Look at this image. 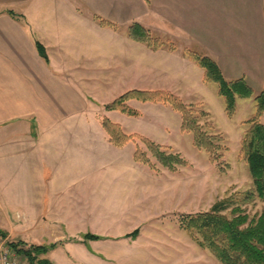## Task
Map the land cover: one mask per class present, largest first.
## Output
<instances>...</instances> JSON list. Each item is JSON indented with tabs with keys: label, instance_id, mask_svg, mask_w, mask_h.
<instances>
[{
	"label": "crops",
	"instance_id": "1",
	"mask_svg": "<svg viewBox=\"0 0 264 264\" xmlns=\"http://www.w3.org/2000/svg\"><path fill=\"white\" fill-rule=\"evenodd\" d=\"M101 1L106 6H100ZM212 1H216L214 15L210 11ZM139 4L148 10L147 14L155 9L161 14L170 10V26L176 25L177 34L187 42L197 28V34H202L197 45L218 63L227 80L244 77L256 94L262 91L264 0H139ZM115 5V0H0V161L2 156H9L16 168L19 163L26 169V218L31 224L59 231L82 223V216H93L100 200H110V206L114 200L123 201L124 209L119 206L110 211L115 217H128L130 221L126 220L123 229H140L130 248L137 247L139 257L141 250L162 249L161 258L172 255L180 244H192L181 236L179 240L178 235L171 233L172 228L163 240L148 236L149 241L139 239L141 229L150 220L156 221L158 215L128 214L135 206L131 202L143 203L146 198L144 181L137 176L147 174L154 179L157 173L136 161L135 150L128 149L131 140L122 146L112 141L100 117L106 115L123 125L125 113L108 111L106 104L115 97L101 100L89 87L94 90L92 85L100 83L99 73L125 75L139 68L145 74L149 55L156 60L152 70L155 76L167 77L169 71L176 95L187 103H203L214 115L209 100L215 93L219 95L218 84L214 90L215 82L204 81V69L187 54L191 44L181 43L178 35H172L174 49L152 50L147 44L116 32L115 25L122 23L114 21V12H109V6L113 10ZM209 15L213 17L211 21ZM133 23L134 19L127 24ZM116 39L121 40L124 57L127 54L123 62L115 60ZM37 42L45 47L48 61L40 55ZM136 45L142 49L139 55L144 54L143 59L131 57L130 49ZM124 75H119V80L112 75L111 83H121V88H126ZM101 83L109 85L105 79ZM242 101L255 106L254 98L238 99L236 115ZM99 184L102 185L97 188ZM117 191L122 194L117 195ZM150 194L153 202L158 195L154 190ZM18 225L0 209V230L8 232L6 238L10 242L21 239L20 234L14 233L16 228L19 230ZM66 240L65 246L92 257L82 249L90 239ZM26 243L43 244L28 240ZM53 251L46 256L49 258ZM95 253L100 259L101 254Z\"/></svg>",
	"mask_w": 264,
	"mask_h": 264
},
{
	"label": "rangeland",
	"instance_id": "2",
	"mask_svg": "<svg viewBox=\"0 0 264 264\" xmlns=\"http://www.w3.org/2000/svg\"><path fill=\"white\" fill-rule=\"evenodd\" d=\"M115 2L116 5L113 7V10L109 6V12H114V21L122 23L119 26L118 24L115 25L116 32L129 35V28L134 23H127L133 19L135 23L148 22L150 23L148 26L141 25L149 32L152 38L163 42V48L171 50L170 47L176 46L175 41L172 40V35H178L177 28L175 22V26H172V24L170 26L172 22L170 10L161 14L155 9L156 12L151 10L150 13L152 15H150V13L147 14L148 10H144L140 6L139 0H115ZM214 2L216 1H212L210 10L212 15L215 13V9L213 8ZM99 5L106 6V3L101 1ZM212 15H209L210 21L213 19ZM206 22L208 23L207 20ZM197 31L198 29L196 28V31H193V35L191 36L192 39L188 40V42L178 36L181 43H186V46L191 44L188 47L192 51L204 55L196 43L199 42L198 39L202 36L201 33H199L201 35L199 36ZM155 39H152L153 42ZM183 40L184 42H182ZM145 46L153 50L151 46ZM114 48L115 55L117 54L115 56L116 61L123 62L127 60V54L124 57L121 40H115ZM130 50L131 57H135L134 59L137 60L143 59L144 54L139 55V51L142 50L139 48V45ZM148 56L146 58L148 64L145 74L144 72H139V68H135L134 72L125 75L123 72L111 74L99 73L100 83L92 85L94 90L89 87L90 92L96 93L95 96L101 100L107 97H115L110 103L133 89L166 90L175 93L171 88V79L169 80L171 77L170 72L168 71L166 74L167 77L162 75L155 76L156 74L152 70L155 69L153 65L156 64V60L154 57ZM161 57L159 56V58ZM170 59L168 58V61ZM150 60L151 63H149ZM168 66L169 64L164 67ZM157 68L160 69V67ZM104 75L106 78L103 77ZM112 75L115 80H119L122 78L120 76L124 75L126 77L124 80L126 88H121V83H111ZM104 79L108 81L109 85L101 83L102 81L104 82ZM212 86L216 90V83ZM209 101L214 115L203 103H187L183 100L185 104L194 105L197 109L209 114V117L201 120V124L209 123L212 128L205 127L206 132L215 137L218 136L216 144L221 146V148L219 147L216 150L217 154H222V156L216 161L212 160V154L206 149L198 148L194 145L193 134L182 130V115L169 104L141 102L137 100L129 101L128 104L137 110L140 115L128 116L124 114L125 120L123 125H121L123 133L127 136H132L128 149L135 150L136 161L146 164L154 173H157L154 179L150 178L147 174L145 176H137L138 179L141 178L140 180L145 182L142 183L144 184L143 188L146 198L143 203L131 202L135 203L133 204L135 206L130 208L128 214L134 215L135 212H139L140 214L147 213L149 215L151 212L158 215L155 219L156 221L152 222L150 220L151 223L141 229L142 236L139 239L149 241L147 239L148 236L153 240H163L173 233V235L179 236V240L181 236L183 239L186 238L185 240H188L192 245H188L187 243L184 245L180 244L177 251H174L172 255H164L161 258L162 249H145L141 250L143 255L141 254L139 257L137 255L139 249L137 247L134 249L130 248V244H132V239L137 237H134L133 234L136 232L139 234L140 229L130 231L129 229H123L127 225V222L130 221L128 217L119 218L111 214L110 210H116L119 206L122 209L125 208V203L119 200L110 202L111 205L113 203L112 206L109 205L110 200H100L98 209H95L97 212L90 217L88 215L82 216V223L78 222L77 226H69L66 229L62 228L59 231H55L51 227L47 228L41 224L33 225L26 218L29 211L25 199L27 196V186L23 178L25 177L26 169L22 168L17 163V160L15 163H17L18 168H16V164H12V158L9 156H2V160L0 161L1 214L7 215L14 224H20L18 225L20 227L19 230L16 228L17 231L14 233L21 235L20 237L23 240H19L23 241L27 247H30L31 244L26 243V240L43 242L42 245L47 246L58 244L49 257L53 264H222L208 249L201 248L197 243L192 242L189 234H187L188 232L182 227V221L189 214L209 210L216 201L222 198L234 196L235 199H240L243 193L253 188V181L248 165L240 154V150L244 132L249 127L251 117L256 114V106H254L255 108L250 106V101H242L239 113L236 115L237 109L234 116L229 117L224 110L223 99L219 95L215 93V96L211 97ZM109 104H106V108ZM113 116H116V114ZM100 118H102V122L106 118L111 119L110 117H106V115ZM260 120L264 123V115L261 116ZM145 138L150 140L155 147H159L156 150L164 156L172 157L173 161L170 162L171 167L165 166L159 161L154 154L155 150L153 147H150L149 142H146ZM141 157L147 159L148 162L140 160ZM101 185H97V188ZM153 190L154 194L156 192L158 197L151 202L149 198ZM116 194L121 195L122 193L117 191ZM242 207L249 216L254 217L264 211V201L256 199L242 204ZM160 216L166 217L161 218ZM116 220H121L122 222L116 224ZM156 227H159V229L157 230ZM85 229L88 230L85 231ZM119 229H122V231H119ZM92 230H96V232ZM169 230L171 233H169ZM87 234L99 236L100 239L86 238ZM4 239H6L9 247H11L9 239ZM66 239L72 241H86L90 239L87 246L82 249L88 252L87 255H92V257L83 254L82 250L71 249L68 245L65 246L64 244L67 243ZM96 251L98 254H101L100 259L97 258ZM167 252L170 254V251ZM17 259L21 264H29L24 256L19 255Z\"/></svg>",
	"mask_w": 264,
	"mask_h": 264
},
{
	"label": "trees",
	"instance_id": "3",
	"mask_svg": "<svg viewBox=\"0 0 264 264\" xmlns=\"http://www.w3.org/2000/svg\"><path fill=\"white\" fill-rule=\"evenodd\" d=\"M129 36L137 42L151 46L154 50L163 47V42L152 38L140 23L130 26ZM152 39L155 41L153 42ZM37 46L40 55L48 61L45 47L40 42H37ZM174 48L175 46L170 47L171 50ZM187 54L204 69L205 82L218 84V94L224 100L225 111L229 117L236 113L238 99L254 98L256 114L251 118L249 127L244 132L240 150V154L248 165L253 188L243 193L240 199H235L234 196L225 197L216 201L207 211L187 215L182 221V227L201 248L212 252L222 264H264V211L251 217L242 207V204L256 199L264 201V123L260 120L264 115V88L256 94L244 77L227 80L218 63L211 57L192 50H187ZM132 100L171 105L182 115V130L193 134L194 145L206 149L212 154L214 161L222 156L217 154L216 150L221 148L216 144L218 136L210 135L204 129L212 128V126L209 123L201 124L202 119L209 117L208 113L197 109L194 105L185 104L178 95L166 90H129L110 103L107 109L138 116L140 113L128 104ZM103 126L118 146L126 144L132 138L123 133L120 124L108 118L104 119ZM145 141L153 147L159 161L171 167L172 157H166L157 151L156 148L159 149V147H155L147 138ZM140 160L148 162L144 157ZM7 235L6 231L0 230L1 237L6 238ZM137 235L138 232L133 234L134 237ZM86 238L100 239L93 234H87ZM9 244L16 253L24 256L29 264H53L46 255L58 246V244H52L27 247L20 240L11 241Z\"/></svg>",
	"mask_w": 264,
	"mask_h": 264
},
{
	"label": "built area",
	"instance_id": "4",
	"mask_svg": "<svg viewBox=\"0 0 264 264\" xmlns=\"http://www.w3.org/2000/svg\"><path fill=\"white\" fill-rule=\"evenodd\" d=\"M18 257L19 254L9 247L6 239L0 236V264H21Z\"/></svg>",
	"mask_w": 264,
	"mask_h": 264
}]
</instances>
